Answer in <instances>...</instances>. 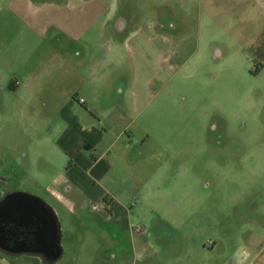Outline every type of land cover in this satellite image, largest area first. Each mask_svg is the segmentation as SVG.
Here are the masks:
<instances>
[{
	"label": "rangeland",
	"instance_id": "rangeland-1",
	"mask_svg": "<svg viewBox=\"0 0 264 264\" xmlns=\"http://www.w3.org/2000/svg\"><path fill=\"white\" fill-rule=\"evenodd\" d=\"M13 1L0 0V202L22 193L58 208L63 255L51 264H264L255 2L99 0L111 11L78 38L62 14L27 19ZM67 102L80 126L62 112ZM93 126L103 136L89 157L98 167L81 171L72 166L83 163L79 131ZM0 253V264H50Z\"/></svg>",
	"mask_w": 264,
	"mask_h": 264
},
{
	"label": "crops",
	"instance_id": "crops-1",
	"mask_svg": "<svg viewBox=\"0 0 264 264\" xmlns=\"http://www.w3.org/2000/svg\"><path fill=\"white\" fill-rule=\"evenodd\" d=\"M83 1L81 4H75L74 0H70V2L68 4H66V1L62 0V2L50 5L45 0L40 5L34 6V4H32L29 0H27L26 4L21 5L23 7H18L15 3L16 0H14L13 6H14V10L17 8H19L20 10H23L26 18L31 19V20L34 17V14H38L43 8H47L48 10L52 9L53 11H55L56 15L62 14L63 15L62 18H64V17L68 18V19L63 20L64 22H66L67 26L72 27L71 31H69L67 28H63V30H65L67 32V34H71V36H74V31L80 29L81 33H80L78 38H81V37L85 38V37H89V34L95 30V24L97 21L96 20L97 17L95 18L96 14L101 16L103 14L110 12L111 10L109 9V7H107L104 3H102L99 0H86L85 2H83ZM249 1H251V0H244L245 3L249 2ZM253 1L258 6V8L261 10V12H264V0H253ZM249 12L250 11H247L245 13H249ZM253 15H254V17H252V19L254 18L253 19L254 21H257L259 24L264 23V14H262L260 16L259 15L255 16V13H253ZM257 17H258V19H256ZM46 24H47V26H54L57 28L62 27L60 23L54 21L53 19H51L49 21V23H46ZM114 25H116V23H114ZM117 26L119 27V25H116V27ZM118 27H117V30L121 31V29H119L120 27L119 28ZM90 30H91V32H90ZM91 38L92 39L95 38V40H96V36L94 37L93 35H91ZM63 108H64V110H62V112H65L67 109H70L69 114L72 116V117H70V119L71 120L73 119L72 124L80 126V119L73 111L74 104L67 102ZM76 117H77V119H75ZM87 118H91L90 115H87ZM70 127L72 128L73 131L75 130L72 126H70ZM79 132L83 133V137L81 139H82V148L85 150V153L83 155V159L80 162V163H82V162L83 163L82 164H79V163L73 164L72 163V166L73 167L75 166L74 168H78V170L80 169L81 171H83L82 170L83 167H88V169H89L88 171L94 172L96 170V168L98 167V161H94L93 159H90L89 157H91V155H92L91 154L92 149L95 148L96 145L98 144L97 137L101 138L103 136L100 132L97 131L95 126H93L91 129L81 128ZM112 145L113 144H111V146H109L106 150L109 155H111ZM66 151H71V148L68 144L66 146ZM81 165H83V166L81 167ZM112 171H113L112 162L105 158V163L103 164L102 169H99V172L100 173L103 172V178H107L111 174ZM91 179H92V177L90 178V180ZM74 182L77 185H79V188L83 187V185L88 187L91 183H93L92 181H90V184L88 185V182L86 180L85 181L77 180ZM81 182L83 183V185ZM27 195H29V194H27ZM30 196H32V195H30ZM32 197H34L42 205H44L49 210H51L53 215L55 216L56 221H57V226H58V236L60 238L59 239V241H60L59 246L61 247V226H60V221H59V217H58V208L50 205L44 199H40L39 197H36V196H32ZM58 197L60 200L62 199L61 195H59ZM103 197H104V195L101 194L98 196L99 199L94 200V201H96L95 202L96 206L100 207L101 202L103 203ZM5 198H6V196L3 199H5ZM63 200H65V202L68 204L71 202V199L68 200V199L63 198ZM104 203L106 205V202H104ZM33 252L43 256V258L47 261V263H50V264L57 262L63 255V251H62L61 255L58 256V250H53L52 253L48 252L47 250H39V251L34 250ZM262 252H260L258 255H260Z\"/></svg>",
	"mask_w": 264,
	"mask_h": 264
},
{
	"label": "water",
	"instance_id": "water-1",
	"mask_svg": "<svg viewBox=\"0 0 264 264\" xmlns=\"http://www.w3.org/2000/svg\"><path fill=\"white\" fill-rule=\"evenodd\" d=\"M13 223L15 228L31 231V236L37 242L36 248H20L18 250H9L0 246V249L10 252H33L34 250H58V256L62 249L59 246L58 226L52 211L42 205L34 197L15 193L7 196L0 203V225ZM4 229L0 228V236L4 237ZM11 235L16 236L12 231Z\"/></svg>",
	"mask_w": 264,
	"mask_h": 264
},
{
	"label": "flooded vegetation",
	"instance_id": "flooded-vegetation-1",
	"mask_svg": "<svg viewBox=\"0 0 264 264\" xmlns=\"http://www.w3.org/2000/svg\"><path fill=\"white\" fill-rule=\"evenodd\" d=\"M120 26L122 27L121 24ZM1 227L4 229L3 233L6 232V235L4 237H2V235L0 236L1 247L9 250H18L23 247L36 248L38 246L37 242H35V240L31 236V231L29 229L22 230L21 228L17 230L13 223H9L8 225H0V228ZM12 231L16 233V236L11 235ZM1 251L2 249H0V252ZM49 252L52 253V250L49 249Z\"/></svg>",
	"mask_w": 264,
	"mask_h": 264
},
{
	"label": "trees",
	"instance_id": "trees-1",
	"mask_svg": "<svg viewBox=\"0 0 264 264\" xmlns=\"http://www.w3.org/2000/svg\"><path fill=\"white\" fill-rule=\"evenodd\" d=\"M1 261H2V255H1V253H0V263H1Z\"/></svg>",
	"mask_w": 264,
	"mask_h": 264
}]
</instances>
